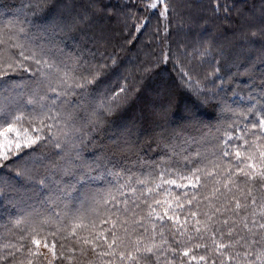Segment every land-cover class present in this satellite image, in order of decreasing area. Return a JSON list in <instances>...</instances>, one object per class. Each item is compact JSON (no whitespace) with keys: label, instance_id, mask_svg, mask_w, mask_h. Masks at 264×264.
Wrapping results in <instances>:
<instances>
[{"label":"trees","instance_id":"1","mask_svg":"<svg viewBox=\"0 0 264 264\" xmlns=\"http://www.w3.org/2000/svg\"><path fill=\"white\" fill-rule=\"evenodd\" d=\"M219 3L230 11L225 13L223 7L213 11L212 0H179L170 7L180 8L181 13L170 15L163 24L159 14H148L141 0H0V26H23L36 46L46 48L52 59L69 65L70 71L99 69V79L87 92L68 97L78 123L102 101L112 105L110 114L97 117L98 126L87 132L81 145L80 161L87 178H75L83 175L80 161L71 165L75 177L65 175L63 160L51 147L0 168L4 190L0 197V242H6L16 219L37 212L47 215L49 209L61 211L65 204L79 207L82 199L91 203L93 196L99 199L114 193L129 173L143 177L153 171L152 166L157 171L171 166L187 174L192 163L185 167V157L201 160L199 167L215 159L213 153L222 148L225 132L243 128L247 122L241 114L253 104L258 108L264 105V44L245 39L250 25L260 19L261 0ZM144 17L149 22L137 33L135 24ZM53 25L59 27L53 29ZM4 81L0 107L14 110L19 105L25 113L31 112L32 107L26 106L27 93L35 87L31 74L9 71ZM197 83L199 95L189 86ZM121 87L126 91L113 101ZM183 112L187 116H181ZM84 128L89 125L84 124ZM197 152L200 157H196ZM37 158L42 163L34 166L33 174L38 179L47 177L46 186L16 176V171L25 167L33 169ZM164 187L171 188L173 196L191 191L174 185ZM66 191L71 192L70 198ZM173 196L161 194L157 198L168 199L174 206ZM57 204L61 207H55ZM201 210H206V202ZM179 214L183 220L184 213ZM118 234L124 235L122 229ZM40 251L47 259L41 257L39 264H47L51 254L43 245ZM72 264L101 262L91 252L87 256L77 252Z\"/></svg>","mask_w":264,"mask_h":264},{"label":"snow or ice","instance_id":"2","mask_svg":"<svg viewBox=\"0 0 264 264\" xmlns=\"http://www.w3.org/2000/svg\"><path fill=\"white\" fill-rule=\"evenodd\" d=\"M141 2L146 9L159 11L165 20L177 13L175 6L170 7L172 0ZM212 3L213 11L219 12L221 7L225 13L230 11L219 0ZM261 3L258 23L251 24L245 34L252 44H264V0ZM148 22V17L141 19L135 31L141 32ZM9 71L30 73L35 87L27 93L26 106L32 107L31 112L25 113L19 105L14 110L0 107V168L51 147L63 160L64 174L75 177L71 165L80 161L87 132L98 126L97 117L111 113L112 105L102 101L78 123L68 97L87 92L99 79V69L70 71L69 65L52 59L46 48L36 46L23 26H0V89L7 83L4 77ZM189 86L199 95L198 83ZM125 91L121 87L112 100ZM241 115L247 121L243 128L225 132L222 148L204 167L198 166L201 160L191 157H185V167L192 163L187 174L178 167L157 171L152 166L147 176L129 173L114 193L99 199L93 196L91 203L82 199L79 207L65 204L61 211L49 209L47 215L37 212L11 222L9 237L0 242V264H39L41 257L47 259L41 245L51 254L47 264H72L77 252L81 256L91 252L101 264H116L117 260L120 264H174L176 260L181 264H264V105L253 104ZM84 124L89 125L87 130ZM200 155L196 153V157ZM32 163L33 169L25 167L16 176L46 186L47 177L38 179L33 174L34 166L42 161L37 158ZM83 163L80 161L83 175L75 177L77 181L88 176ZM164 185L191 191L173 196V190ZM69 187L74 189V185ZM65 194L71 197V192ZM161 194L173 196L174 206L168 199H158ZM3 195L0 185V197ZM205 202L206 210H201Z\"/></svg>","mask_w":264,"mask_h":264},{"label":"rangeland","instance_id":"3","mask_svg":"<svg viewBox=\"0 0 264 264\" xmlns=\"http://www.w3.org/2000/svg\"><path fill=\"white\" fill-rule=\"evenodd\" d=\"M180 1L182 2V1H185V0H180ZM178 2H179V0H172V3H178ZM144 5H145V2H144ZM147 10H148V14H149V15H152V14L154 15V13L159 14V11H157V10H149V9H147ZM180 13H181V11H180V8H179L178 11H177V14L179 15ZM177 14H176V15H177ZM202 15H203V14H202ZM202 15H201V20L204 18V16H202ZM159 16H160V15H159ZM159 19L162 20V23H163V24H165V23L168 21V20H165V19H164L163 17H161V16L159 17ZM178 21H179V19H178ZM139 22H140V19H138V21H137L136 23H139ZM160 22H161V21H160ZM46 26H47V25H46ZM51 28H53V29H54V28H58V25H53V26H51ZM48 29H49V27H46V30H48ZM178 31H179V32L182 31V27H181ZM181 116H187V115H186V113L183 112V113L181 114Z\"/></svg>","mask_w":264,"mask_h":264}]
</instances>
